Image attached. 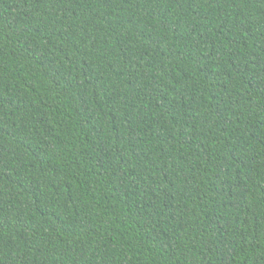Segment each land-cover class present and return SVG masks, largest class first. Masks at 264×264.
<instances>
[{
    "label": "trees",
    "instance_id": "trees-1",
    "mask_svg": "<svg viewBox=\"0 0 264 264\" xmlns=\"http://www.w3.org/2000/svg\"><path fill=\"white\" fill-rule=\"evenodd\" d=\"M0 264H264V0H0Z\"/></svg>",
    "mask_w": 264,
    "mask_h": 264
}]
</instances>
